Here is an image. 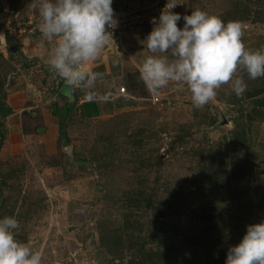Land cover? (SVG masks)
<instances>
[{"label":"rangeland","instance_id":"rangeland-1","mask_svg":"<svg viewBox=\"0 0 264 264\" xmlns=\"http://www.w3.org/2000/svg\"><path fill=\"white\" fill-rule=\"evenodd\" d=\"M168 3L181 28L199 8L243 22L246 45L264 49V0H113L117 27L90 64L103 74L95 98L71 89L61 121L54 104L69 99L46 63L38 0H0V102L23 118L21 133L17 117H0V218L16 216L17 239L42 251V264H151V249L170 244L196 264H226L248 225L264 221V77L240 70L242 96L224 84L199 109L183 83L150 95L138 80L152 18ZM99 98L113 99L111 113L86 116L80 102ZM209 214L215 253L198 239Z\"/></svg>","mask_w":264,"mask_h":264},{"label":"clouds","instance_id":"clouds-1","mask_svg":"<svg viewBox=\"0 0 264 264\" xmlns=\"http://www.w3.org/2000/svg\"><path fill=\"white\" fill-rule=\"evenodd\" d=\"M41 35L51 44L46 63L70 89L85 91L95 98L103 74L93 71L91 62L110 44L117 27L113 0H38ZM167 4L146 37L151 53L139 68L138 80L150 95H157L170 82L183 83L195 108H202L224 84H231L237 96L247 90L238 71L250 79L264 77V49H251L244 35L247 26L239 20L225 21L221 14L194 9L184 15ZM145 46V45H144ZM168 53H171L169 56ZM236 77L235 79H233ZM16 216L0 218V264H42L43 253L17 239ZM226 264H264V221L250 224L242 240L231 246Z\"/></svg>","mask_w":264,"mask_h":264},{"label":"trees","instance_id":"trees-1","mask_svg":"<svg viewBox=\"0 0 264 264\" xmlns=\"http://www.w3.org/2000/svg\"><path fill=\"white\" fill-rule=\"evenodd\" d=\"M7 41L8 43L12 44V37L11 35L7 34ZM63 85V84H62ZM70 88H68L67 86L64 87L63 90L60 91V93L63 96H68V90ZM83 105V112L86 116H90V113L87 109L88 105ZM54 106L56 107V112H54L53 114L56 116L60 117L61 121H64L68 115V113L71 111V109L74 108V104H72V101L70 100L69 103H67L64 107H60L57 103L54 104ZM78 107H76L75 109H77ZM14 110L11 106L6 105L2 102H0V117L1 119H6L8 118L11 114H13ZM4 134L5 131H2V134H0V146H2V144L4 143ZM215 181V180H214ZM213 181V182H214ZM157 210V206L155 207ZM209 219L211 221H209L207 223V227L204 228L202 235L198 237L199 240H202L203 242L206 243H199L200 245L204 244V250L206 252H213L214 251H218V249H215V246L212 243H207V239L212 238L213 236V230L215 229V217H212L209 214ZM212 221H214V223H212ZM165 238V237H164ZM163 242V241H160ZM152 253L149 255V257L152 259L151 264H196L195 262V256L193 254V252H188L186 249L184 248H179L173 244L170 245H166V246H156L155 248L151 249ZM206 255V254H205ZM209 255V254H208Z\"/></svg>","mask_w":264,"mask_h":264},{"label":"crops","instance_id":"crops-1","mask_svg":"<svg viewBox=\"0 0 264 264\" xmlns=\"http://www.w3.org/2000/svg\"><path fill=\"white\" fill-rule=\"evenodd\" d=\"M63 84V85H62ZM60 86L61 87H59V90L61 91V90H63L64 89V87L66 86L65 85V83H62ZM68 99H69V96H72V91H71V89H69L68 90ZM69 101H70V99H69ZM80 104H84V105H94V112H89L90 113V116L92 115V116H98V115H100V116H105V115H108V114H110L111 113V111H112V108H113V99L111 100V98L110 99H94V100H89V101H82V102H80ZM106 106V108H104L103 106ZM100 107L101 108H103V109H100ZM15 113H13V114H11L10 116H12L11 118H13V117H17V119L14 121V122H17L18 124H19V128L21 127V133H23V125H22V119L23 118H21L20 117V114H16L17 112L16 111H14ZM9 116V117H10ZM9 120V122H10V124H11V119H8ZM51 132H49L50 134L52 133L53 134V132H55V130H56V128H55V126H52L51 127ZM10 131V138L9 139H6V147L5 148H7V147H10V148H12L13 149V141H12V137H13V134H15V131L11 128V130H9Z\"/></svg>","mask_w":264,"mask_h":264},{"label":"built area","instance_id":"built-area-1","mask_svg":"<svg viewBox=\"0 0 264 264\" xmlns=\"http://www.w3.org/2000/svg\"><path fill=\"white\" fill-rule=\"evenodd\" d=\"M158 3H159V2H158ZM158 3L156 4V6H158ZM164 5H166V4H164ZM157 9H159V7H158ZM120 93H121V94H124V95L127 94V88H126V86H122V87L120 88Z\"/></svg>","mask_w":264,"mask_h":264},{"label":"bare ground","instance_id":"bare-ground-1","mask_svg":"<svg viewBox=\"0 0 264 264\" xmlns=\"http://www.w3.org/2000/svg\"><path fill=\"white\" fill-rule=\"evenodd\" d=\"M117 20V19H116ZM118 21V20H117Z\"/></svg>","mask_w":264,"mask_h":264}]
</instances>
